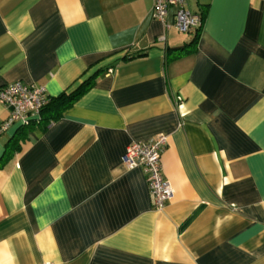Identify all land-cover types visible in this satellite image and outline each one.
Here are the masks:
<instances>
[{
  "label": "crops",
  "instance_id": "0c3cea01",
  "mask_svg": "<svg viewBox=\"0 0 264 264\" xmlns=\"http://www.w3.org/2000/svg\"><path fill=\"white\" fill-rule=\"evenodd\" d=\"M186 8L196 48L170 58L195 29L152 0H0V85L95 75L58 119L0 133V264H264V0ZM157 135L163 208L121 161Z\"/></svg>",
  "mask_w": 264,
  "mask_h": 264
},
{
  "label": "built area",
  "instance_id": "2783aa9c",
  "mask_svg": "<svg viewBox=\"0 0 264 264\" xmlns=\"http://www.w3.org/2000/svg\"><path fill=\"white\" fill-rule=\"evenodd\" d=\"M170 14L172 24L182 33H187L201 24L200 14L190 12L186 8V0H152L153 18L166 22ZM49 98L41 85H28L20 81L0 85V103L8 110V117L0 123V133L14 124L27 126L37 122L39 112ZM165 146L166 137L163 135H157L149 141H132L121 157L124 166H140L144 170L148 190L157 208H163L172 196L170 184L164 177L161 166Z\"/></svg>",
  "mask_w": 264,
  "mask_h": 264
},
{
  "label": "trees",
  "instance_id": "16d2710c",
  "mask_svg": "<svg viewBox=\"0 0 264 264\" xmlns=\"http://www.w3.org/2000/svg\"><path fill=\"white\" fill-rule=\"evenodd\" d=\"M201 16V22H202V14ZM201 27V24L199 27L194 28L195 34L192 38V40L186 45L182 47H174V48H168L167 54L170 58L179 57L188 53H191L195 50L197 39H198V33L199 29ZM133 59L136 58L134 55L124 56L123 59ZM95 81V75H92L82 81L76 88L69 92H62L57 97H50L48 103L40 110L39 112V119L35 123H31L27 126H21V128L30 127L33 125H40L44 122H52L56 119H58L62 112L70 107L80 96H82L93 84ZM20 138L22 136H19ZM15 139L8 141L7 146L11 147L13 143H15ZM11 142V144H9Z\"/></svg>",
  "mask_w": 264,
  "mask_h": 264
}]
</instances>
